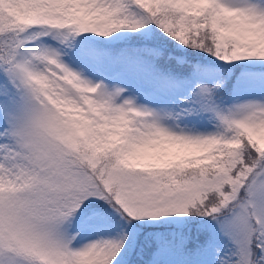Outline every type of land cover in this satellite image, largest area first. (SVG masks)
I'll list each match as a JSON object with an SVG mask.
<instances>
[{
    "label": "snow or ice",
    "instance_id": "1",
    "mask_svg": "<svg viewBox=\"0 0 264 264\" xmlns=\"http://www.w3.org/2000/svg\"><path fill=\"white\" fill-rule=\"evenodd\" d=\"M0 264H264V0H0Z\"/></svg>",
    "mask_w": 264,
    "mask_h": 264
}]
</instances>
